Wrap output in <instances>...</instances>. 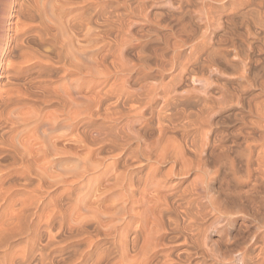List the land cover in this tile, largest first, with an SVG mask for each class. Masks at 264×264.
I'll list each match as a JSON object with an SVG mask.
<instances>
[{
	"label": "bare ground",
	"instance_id": "6f19581e",
	"mask_svg": "<svg viewBox=\"0 0 264 264\" xmlns=\"http://www.w3.org/2000/svg\"><path fill=\"white\" fill-rule=\"evenodd\" d=\"M263 54L264 0H0V264H264Z\"/></svg>",
	"mask_w": 264,
	"mask_h": 264
},
{
	"label": "rangeland",
	"instance_id": "374dc122",
	"mask_svg": "<svg viewBox=\"0 0 264 264\" xmlns=\"http://www.w3.org/2000/svg\"><path fill=\"white\" fill-rule=\"evenodd\" d=\"M198 23H199V22H198ZM259 57H260L259 59L263 61L262 57L264 58V54H263V55H260ZM262 61H259V62H262ZM259 62H258V63H257V62H254V63H255V65L258 64V68H259V66H260L261 70H263L262 78H261V79L264 80V79H263V78H264V77H263V76H264V69L261 67L262 65H264V63H261V64H260ZM263 62H264V61H263ZM254 63H253V65H254ZM259 64H260V65H259ZM56 80L58 81V79L55 78V86H60L61 83H60V82H57ZM195 86H196V87L198 86V88H199L200 85L196 84ZM200 88H201V87H200ZM253 92H254V93L256 92V93L254 94ZM259 92H260V91H258V88L256 89V88L253 87V88L250 90L249 94H250V96L252 97V96H254V95L259 94ZM201 93H202V92H201ZM251 93H252V94H251ZM202 94H203V93H202ZM262 99L264 100V96H263ZM215 122H216V121H215ZM229 124H230V125H229ZM221 125H222V126H221ZM221 125H219V126H218V125H217V126L214 125V126H213L212 131L214 132V136H215L216 133H217V134H218V133H222V132L229 133V132L232 130L233 126H234V124H232L230 120H228V121L226 120V122H225L224 124H221ZM232 125H233V126H232ZM226 126H227V127H226ZM216 127H217V128H216ZM220 128H221V129H220ZM229 128H230V129H229ZM218 129H219V130H218ZM225 129H226V130H225ZM209 130H210V129H209ZM206 131H207V130H206ZM206 131L203 132V133L206 134ZM226 131H228V132H226ZM207 132H208V131H207ZM59 133H60V134H59ZM63 133H64V131H62V132H58V134H57V133H56V134H57V135H62ZM199 135H201V136H199ZM205 137H206L205 135H203L201 132H199V133L197 134L198 142H200V140H201V143H203V139L205 140ZM175 138H176L177 141L179 140L178 142H181V141H180L181 136L177 135V137H175ZM178 138H179V139H178ZM66 139H69V140L66 141V140L62 139V140H61L62 142L59 141V144H60L59 146H60V147H63V146L66 144L65 146H68V147H69V146H70V147L72 146L71 148L73 149L75 146H77L73 141L70 142V141H71L70 138H66ZM60 142H61V143H60ZM66 142H67V143H66ZM69 143H70V144H69ZM201 143H200V144H201ZM68 144H69V145H68ZM74 144H75V145H74ZM70 147H69V148H70ZM74 149H76V147H75ZM68 165H69V167H71V166L73 165V163H72V162H71V163H68L67 166H68ZM70 165H71V166H70ZM168 165H169V167H170V164H165V165H163L162 169L165 171V170L167 169L166 166H168ZM164 166H165V167H164ZM164 168H165V169H164ZM55 169L57 170L58 168H55ZM194 175H195L194 172H193V174L191 173V178H192ZM193 178H194V177H193ZM193 178H192V179H193ZM192 179H190V180L192 181ZM173 181H174V182H171V184H169V185L167 186V191H168V192H170V191L172 190V188H173L172 185H174L175 181L178 182L179 179H175V180H173ZM170 185H171L172 188L170 187ZM137 195H138V196H136V198H138V199L142 197V195L139 194V193H138ZM150 198H153V199H151V207H153V205H152L153 203H152V202L154 201V203H156V201H155L156 198H154L153 196H150ZM154 205H155V204H154ZM155 207H156V206H155ZM153 208H154V207H153ZM163 233H164V234H163ZM163 235H164V237H163ZM166 236H167L168 238H166ZM169 236L172 237L168 232H165V231H162V232L159 234V237H161V239H159V237H158V240H159V241H164L165 244H167V245H164V243L162 242V243H163V246H161V247H163V248H165V249L160 248V247L158 248V251H160V252L162 253V254L160 253L159 257L162 258L163 254H164L165 252H166V253L164 254L165 256H167V255L173 253V254H171V256H173L176 260H174V258L171 257L170 259H173V260L175 261V263L172 261V262H170V264H179L178 261H177V254H176V252L178 251V253H179V250H180L181 248H184V246H185L184 241H183V239H181V240H182V241L180 240V243L182 242L181 244L179 243V241H176V242L171 243V240H170V237H169ZM163 238H165V239L162 240ZM213 239H214V238H213ZM159 241H158V242H159ZM169 241H170V242H169ZM203 241H204V240H203ZM203 241H202V242H203ZM167 242H168L169 244H168ZM159 243H161V242H159ZM178 243H179V244H178ZM203 244H204V242H203ZM227 244H228V243H227ZM161 245H162V244H161ZM170 245H171V246H170ZM174 245H175V246H174ZM178 245H179V246H178ZM166 246H168V247H166ZM221 246H222L223 248H222ZM225 246H226V244L220 245L219 247H218V245H217L216 247L214 246V250H216V249L218 248V249H217L218 251H217V250H216V251L218 252V255L221 256V254L224 253V252L228 249V247H229V246L227 245L228 247L226 246L227 248H226V250H225V249H224ZM169 247H170V248H169ZM175 247H176L178 250H177ZM166 248H168V249H166ZM173 248H175L176 251H175ZM169 249H170V250H169ZM219 249H220V250H219ZM165 250H167V251H165ZM171 250H172V251H171ZM173 250H174L175 252H174ZM224 250H225V251H224ZM170 251H171V252H170ZM167 252H169V254H167ZM174 253H175L176 255H175ZM215 253H216V252H215ZM216 254H217V253H216ZM174 255H175V256H174ZM198 256H199V257H198ZM198 256H195V257H194V258H195L194 260L197 261L198 259L200 260V258H201V259L203 258V257H201L200 255H198ZM163 257H164V256H163ZM164 258H165V257H164ZM167 258H168V256H167ZM197 258H198V259H197ZM167 260H168V259H167ZM207 260H208L209 262H211L209 259H207ZM219 264H222V263L220 262Z\"/></svg>",
	"mask_w": 264,
	"mask_h": 264
}]
</instances>
